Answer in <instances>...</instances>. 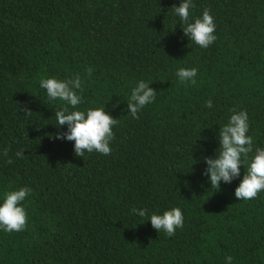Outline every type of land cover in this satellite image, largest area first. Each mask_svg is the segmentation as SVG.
Here are the masks:
<instances>
[{
    "label": "trees",
    "instance_id": "16d2710c",
    "mask_svg": "<svg viewBox=\"0 0 264 264\" xmlns=\"http://www.w3.org/2000/svg\"><path fill=\"white\" fill-rule=\"evenodd\" d=\"M178 3L0 0V192L32 190L24 230L0 231V264H264V191L237 200L238 180L216 190L201 175L231 109L247 112L264 147V0H194L191 15L208 9L216 24L206 49L183 36ZM181 67L197 69L194 84L178 82ZM77 73L79 107L104 106L117 121L107 156L77 157L50 138L60 103L39 81ZM138 80L156 99L132 119ZM133 207H179L183 226L167 236Z\"/></svg>",
    "mask_w": 264,
    "mask_h": 264
},
{
    "label": "clouds",
    "instance_id": "9594fccd",
    "mask_svg": "<svg viewBox=\"0 0 264 264\" xmlns=\"http://www.w3.org/2000/svg\"><path fill=\"white\" fill-rule=\"evenodd\" d=\"M195 7L194 0H179L178 6H173L174 17L179 21L183 36L198 46L206 49L216 40L214 34L216 24L208 9H204L199 17L191 15V9ZM191 17V18H190ZM91 69L87 75H91ZM178 82L195 83L197 69L178 68L175 72ZM83 80L77 73L69 79H57L56 77H44L39 81V88L44 90V95L49 102H59L60 106L54 111L55 127L57 131L50 134V138L72 142L73 154L82 157L84 154L96 152L107 156L110 154V142L113 139L112 128L116 125V119L112 118L104 106L81 109ZM145 80H138L131 88L126 103L127 114L132 119L137 114L152 104L156 99V91L149 87ZM205 107L211 109L212 101H205ZM26 114L31 113L27 108ZM231 114L227 122L218 128L217 148L211 157H202L205 165L201 175L206 177L210 188L218 190L219 185L231 184L238 180L233 190L237 200L255 199L258 193L264 191V147H255L253 138L248 135L249 118L245 110H230ZM63 126V131H61ZM22 151L14 155L22 157ZM7 148L0 155L7 156ZM192 160V159H191ZM11 159L7 163H11ZM196 161L192 160V164ZM246 166V172L241 175V167ZM32 190L22 186L14 190L0 192V231L20 232L26 226L27 215L23 202L31 195ZM130 214L134 217L147 220L152 229L172 236L174 232L183 226L184 216L179 207H170L162 212L148 214L144 207H133ZM224 264H232V257L225 256Z\"/></svg>",
    "mask_w": 264,
    "mask_h": 264
}]
</instances>
